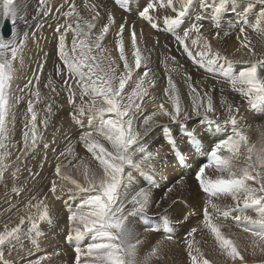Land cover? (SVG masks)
<instances>
[{
  "label": "snow or ice",
  "instance_id": "obj_1",
  "mask_svg": "<svg viewBox=\"0 0 264 264\" xmlns=\"http://www.w3.org/2000/svg\"><path fill=\"white\" fill-rule=\"evenodd\" d=\"M230 2L231 0H216L212 7L210 19L217 29L221 28L220 18ZM115 3L130 10L129 0H115ZM259 3L262 7L251 19L248 12L254 5L250 0L239 21L229 22L228 25L229 29L237 28L243 34L237 38L241 40V46L253 56L256 55V49L248 38V29L254 30L258 40L264 42V0H259ZM193 4L194 0L151 2L145 0L137 15L157 31L161 30V19L164 31L177 33L179 29L175 40L188 57L209 72H219L230 82L234 90L249 100L251 108L256 109L264 105V78H261L257 71L258 65L264 64V59L246 61L247 67L239 71L238 75H234L232 69L237 61L223 54L219 48H214L212 40L202 32L204 27L202 21L209 17L197 15L195 21L187 28L182 27ZM83 7L88 10L87 16L81 15L75 0H66V3L56 9L58 15L63 18V23L57 21L54 29L57 34L56 50L60 63L53 64L52 74L48 76L45 87L56 93L53 76L60 78L63 90L68 93L69 103L75 109L73 118L80 123V117H89L92 130L84 131L79 140L90 154L91 163L77 156L72 145L68 144L65 150L59 153L57 160L59 161L60 157L67 159L71 156L69 164H72L73 160L77 161L78 163L73 166L81 171L83 182L73 178L58 162L54 175L59 178V182L55 179L50 181L49 191L57 195L67 191L71 199L79 197V203L75 208L68 207L67 220L70 228L66 233V239L80 241L91 234L92 242L87 243L85 248H75L74 264H163L167 253L162 243H156L143 256L139 255L138 250L143 243L140 238L142 234L133 221L136 218L135 214L147 215L154 205L159 208L161 202H167L172 187L167 188L161 202L154 200L150 188H140L134 194H129L126 190L134 179L131 170L145 175L144 169L153 168L154 161L161 158L159 150H148L141 143L143 136L157 123L154 118L166 116L172 121L180 119L183 122L188 118V113L182 108L179 90L169 75L168 87L164 92L172 110L166 108L164 103H160L158 111L143 116L137 123L141 104L145 97H148V88L155 85V80L147 79L151 70L146 67L148 57L140 45L135 25L129 24L126 20L120 23L113 39L117 56L113 57L104 46V42L116 23L115 16L106 10L102 0L93 3L85 0ZM207 8L208 5H205V9ZM28 9L29 0H0V18H9L13 23L18 20L26 21ZM160 9L171 10L172 14L161 18ZM52 10L49 0H36L37 15H47ZM102 13L106 23L98 27ZM69 34L72 37L70 50L66 42ZM222 35L226 37L229 32L214 33L217 40H220ZM29 36L28 32H18L13 39L0 35V180L12 168L19 170L18 164L10 163L12 153L8 117L12 102L18 103L21 99L10 95V91L18 73L17 62L21 66L23 64L22 54ZM31 36L34 37L35 33H31ZM126 49L131 52L134 63H129ZM170 59L174 61L175 57ZM142 66L145 70L141 74L137 70ZM42 68L43 64L37 68V72ZM134 72L138 79H133ZM33 75L34 79L28 80L24 88L36 102H39L40 76ZM183 76L190 90L189 95L192 96V111L196 115H201L200 110L203 108L208 131H212L214 123L215 130L220 131L221 125L207 118V113L215 111L212 96L191 83L189 74L185 72ZM126 86L131 88L130 92L126 91ZM77 95L82 100L84 97L90 99L87 103L77 105L75 102ZM48 99L51 100L52 97ZM225 107L228 118L224 120V124H231L232 134L218 139L214 147L209 149L210 161L203 163L196 174L199 186L202 192L208 195V199L202 208V228L192 227L187 231V238L183 239L191 264H214V261L197 246L195 236L202 230H207L217 246L218 253L225 258V264H250L246 258L249 248L241 247L237 239L223 230L225 225L218 222L221 216L225 219L231 216L232 221L241 227L243 232L249 234L250 254L253 257L258 254L264 256V139L259 148L252 144L238 122L239 109L227 102ZM47 114H53L51 103L47 104ZM39 123L36 103L33 99H27L24 131L18 148L22 155L26 156L36 149ZM48 123V119L45 118L44 126L47 127ZM182 131L187 138L185 141L187 151L194 153L200 148L196 130L185 127ZM167 141L175 156L183 159L184 153L170 132L167 133ZM105 144H109L111 150ZM16 160L19 161L20 156H17ZM208 168L214 169L217 175L215 177L207 175ZM65 181L70 182L72 187L66 188ZM13 191L19 193L25 189L13 188ZM225 197L232 199L234 202L232 206L222 208L215 202ZM47 199L46 195H33L25 203L18 223L12 226L5 224L0 230V264H14V261L6 259V252L14 250L18 245L23 247V239L30 240L33 248L39 249V240L44 235L40 228L41 222L49 225L53 222ZM172 204L178 205L179 202L173 200ZM12 208L20 212L15 205H12ZM249 210L255 215H248ZM163 215L165 223H169L167 212ZM190 215L180 211L175 222L187 223ZM140 227H143L145 232L153 230L150 226ZM166 239L171 240L172 236L168 235ZM29 254L31 255V249ZM47 260L46 255H40L35 259H29L27 264H46ZM259 264H264V259Z\"/></svg>",
  "mask_w": 264,
  "mask_h": 264
},
{
  "label": "bare ground",
  "instance_id": "obj_2",
  "mask_svg": "<svg viewBox=\"0 0 264 264\" xmlns=\"http://www.w3.org/2000/svg\"><path fill=\"white\" fill-rule=\"evenodd\" d=\"M209 1L211 3L213 0H208V3H209ZM87 2L88 3H93V2H96V0H87ZM102 2L104 4L106 10L108 12H111L115 16V19H116L115 25H113L109 35L106 37V40L104 42V46L109 50V53L113 57L117 56V52H115L116 53L115 54L114 51H113L114 34L118 30L120 23H123L125 20L128 23L129 22H134V25H135L137 31L144 30L148 34H151V35L153 34L154 35L153 37L158 35V31L157 30L152 29L147 24V22H145L144 20L140 19L138 17V15H137L139 9L145 3V0H129L130 10L126 9L127 11H124V8H121L120 5L116 4L115 0H112V1L111 0H102ZM148 2H151V0H148ZM251 2L252 3H257V2H254V1H251ZM64 3H66V0H49V4H50V6H51V8L53 10L47 15H37V13H36V0H29V9H28V16L26 18V21L18 20L16 23H13V21L11 19H9L10 22H11V25H12V33L9 34V35H6V36L2 33V30H1L5 18H0V33H1L0 35H3L5 38L13 39L15 37V34L18 33V32H21V33L22 32H28L30 34L29 39L26 42V46H25L23 54H22V56H23V64H22L23 68H22V71L19 74V67H21V64L19 62H17L16 66H17V69H18V73H17V75L14 78V81H13V84H12V88H11V91H10V95L15 96V97H20L21 99L19 100L18 103L12 102V106H11V109H10V115L8 117L9 130H10L11 126H12V124H11V122L13 120L12 115L14 114L12 112L14 111V112L19 113V116L23 118L24 114L26 112V100L27 99H33L34 100V103H36V110H38L39 106H43L44 108L47 109V106L45 107V104H42L43 101H45L46 103L51 102V104L53 106V110L58 112L59 115H60V117H58L57 119L55 118V113L54 112L51 115H46L45 116V117L48 118L50 123H52L54 121L53 124L55 125V127H53L54 128V130H53L54 134L51 135V141L53 142V144H51L52 148H54V147L57 148L56 145L54 144V142L57 143V144H60L59 146H62L64 143H61V141L63 139L65 140V138L70 133H73L74 135H76L79 131L82 134L84 131L92 130L91 126H90V123H89V117L88 116H84L85 119H84V121L82 123H76L75 120L71 119L70 118L71 116L69 115L70 110H75L73 108L72 104L70 105V104H68L69 101L66 102L64 100L65 97L63 96L62 93L57 95V91H56V93H53L49 88L45 87V85L48 82V78L47 77L50 74H52V66H53V64L54 63L55 64H59L60 63V61L58 59L57 50H56L57 49V34L54 32V29H55L57 21L63 23V18L58 15L56 9L61 4H64ZM75 3L77 5V8L81 10V15L87 16L88 10L83 7V5L85 3V0H75ZM206 3H207V0H201L200 3L194 1V4L192 5V7L190 9V12H189L187 18L185 19L184 24L182 25V27L187 28L189 26V24H191L192 22L195 21V17L197 15H204V13L207 10V9H205ZM236 4L239 6L240 11L237 13V15H235V14L230 15V17L232 18L234 23L239 21L241 13L246 8L243 3L239 2V3H236ZM258 4H260V3L258 2ZM261 7L262 6H260V8ZM64 10H66V9H64ZM165 12L172 14L171 10L165 11L164 9H160L159 15L161 16V18L166 14ZM255 13H258V12L256 10H254V9H251L250 12H248L249 18L251 19ZM250 15H251V17H250ZM223 17H224V19H228V14H226L224 12ZM235 20H236V22H235ZM161 21H162V19H161ZM104 23H106V19H104L103 13H102L101 19L98 21V27H102ZM202 23H205V24H203L204 27L202 29V32H203V34L205 36H207L210 40H212L214 48H222L224 46H227L228 45L226 43L227 38H231V39L234 40L235 39L234 38V33H236V35L239 33V30L237 28H232L230 30L228 29L227 30L229 32L228 36L225 37V36L222 35L220 40L215 39V41H214V38H215L214 33L216 31H221V33H223L225 30L223 28L217 29L215 27V23L211 19L203 20ZM220 23L222 24L223 22L220 21ZM221 27H222V25H221ZM31 33H35V36L32 37ZM247 35H248V38L253 42V45H255V47H258V48L264 47V46H262V44H264V42H260L258 40L257 33L254 30L248 29ZM145 36H146V34H145ZM242 36H243V34H241V37ZM127 38H128V31L126 29L125 30V40L126 41H127ZM71 40H72V37H71V34H69V36L67 38V41H66L69 50L71 48ZM166 41H169V44H170L169 47L167 46L168 47L167 50L171 51L173 49V45L176 44V40H175V36L167 35L166 39L164 41H159L157 43V44L160 45V47H156L157 44L155 45L154 48H153V46L150 47V53L151 54H156L159 57L160 53L162 52V48L161 47L163 45H165ZM239 41H241V40L239 39ZM149 45H150V43H149ZM240 48H241V46H240ZM126 51H129V50L126 49ZM262 52H264V51H262ZM260 59H262V57ZM45 61H47V62L45 63ZM41 64H43V68H42V70L40 72H42V71L48 72V69H49V73H48L47 77L45 76L46 80L42 81L43 82L42 86L39 85V88H40V91H41V100L39 102H36L35 98L28 94V90L24 88V85H25V83L28 80H33L34 79V75L33 74L37 75L38 73H40V72H37V68ZM159 65H160V67L158 69H156V72L158 73V75H160L162 77L160 78V80L156 81V84L160 85V87L164 84V87L167 88L168 87L167 77L169 75L172 76V78H173V80H174V82H175V84L177 86V89L179 90V93H180L181 106H182L183 109H184V106L187 108L186 111L188 113V118L183 120V122H181L180 119H178L177 121H172L166 116H158V117L154 118V119L157 120V123L152 126V128L147 133V135L143 136V139H142L141 143L145 147L147 146L148 150L154 151V149H158L159 152H160V157L161 158L156 160V161H154V167L153 168H145L144 169L145 175H141L140 172H138L136 170L126 169V171L131 170L132 171V175L134 177V179L131 181V183L129 184V187H128V189L126 191L129 194H134L136 191H139L140 188H146V189L150 188V190H151V187H152L151 185H153V188H154V183H156L158 181V179L160 178L159 175H161L163 178H165L166 182H161V184L159 185L160 188L172 187V193H170L169 196H168V200L166 202L167 204L171 203V201H172L171 198L172 197H174L175 199L178 198L179 200H182V199H185V198H187L189 196H192L194 198V200H195V202H193V205L195 204L193 212H196L199 208L201 209V212H202V205H203V203H205L206 200H203L204 198L203 199L196 198L194 193H193V195L189 194L187 191L190 192V190H189L188 186L187 187L185 186V184H187V183H184L186 181L184 178L185 177L189 178L191 175L193 176L194 174H197V172H198L197 168L199 167L198 166L199 162L207 159L206 158V154H207L206 152L211 147H214V144H212V142H210L211 141L210 138H209L210 136H211V138L219 139V138H226L227 136L232 134V130L231 129L227 130V128H225L223 126V123H224V120H225V115L228 117V113H227V110H226V107H225V102H227L228 104L233 105L234 108H238L239 109V113L237 115L238 122L240 123V125H241L242 129L245 131V133L248 135L250 142L252 144H255L257 146V148L260 147V144H261L262 140L261 141L258 140V136H259L258 134H259L260 131L257 130V129L260 128V125L258 127H256V126H257V124L259 122H263L264 121V107H263V109H259V107H257L256 109L251 108L250 104L248 102H246V100H248V99H246L240 92L234 90L228 80H226L227 82H224L223 80H221V83H219L218 79H224V77L222 75L220 76L219 72H209L205 67H202V66L198 65L195 62H194V64H182L181 63V64H159ZM105 67H107V66L105 65ZM244 67H247V63L242 64V65L239 64L237 66H233V69H232L233 74L234 75H238L239 71L243 70ZM173 69H177V71H173ZM137 71H140L141 74L143 72L142 69L137 70ZM183 71H185L187 74H189L191 76V83H193L192 76L195 73L194 84L198 85L199 88H200V86H201L200 84L202 82H204L208 86H212L213 85V87H212L213 90L216 87H218V86L225 87V91H223V92H221L219 94L211 95L212 98H213V106L215 108L217 107L216 111L220 112L218 107L222 109V111L220 112L221 114H219V115H217L215 117L216 119H218L217 122L221 125V130L220 131H216L213 126H212V131H208V125H207V122L205 121L204 109L203 108L200 110L201 111V115H196L192 111V96L189 95V91L190 90L188 88L187 83H185L184 76H182ZM257 71H258L259 76L261 78H264V64L258 65ZM133 75L136 76L135 72H134ZM137 78H135V79H137ZM26 79H28V80H26ZM147 79L151 80L150 78H147ZM53 81H54L55 88L58 86L62 90V81L60 80V78L53 76ZM69 83H72V81H69ZM208 88H210V87H208ZM23 90H25V91H23ZM148 90L151 93V94L148 95L149 97H151L153 94L157 93V92L154 91V88H152V87H149ZM33 91H34V89H33ZM126 91H127V89H126ZM201 91L203 92V90H201ZM129 92H130V90H129ZM236 94H238V96L235 99H233ZM49 97H52V99L49 100L48 99ZM67 97H68V95H67ZM77 99L82 101V99L80 98L79 95H77ZM89 99L90 98H88V97H84L83 98V100H89ZM147 99L150 100L149 102H150L151 106H148L146 108H145V106L144 107L141 106L140 112L138 113L137 123H139V121L142 119L143 116L148 114L147 113L148 111H151V110H154V109H156L158 111V108H154L152 106V105H154V102H153L154 100H152V98L149 99L148 97H146L144 99V101H147ZM162 99H164V98H162ZM61 102H63V104H61ZM168 104H170V103H168ZM79 105H80V103H79ZM59 106H60V108H63V109H59ZM44 108L42 109V111L44 110ZM45 111H47V110H45ZM38 116L42 118V116H44V115H40L39 114ZM41 118L39 119V121L42 120ZM92 123L94 124L95 121H92ZM23 125H24V120H22L21 126L17 128V130H18L17 133H16L17 136H20L23 133V131H24V126ZM38 126H41V124L39 123ZM185 127L187 129H189V130L195 129L197 134H198L199 139L201 140L200 148L198 150H196L194 153H190V152L187 151V145L185 143L187 138H186L184 132L182 131ZM49 128H48V130H49ZM168 132H170L173 135L174 138L177 137L176 140H177L178 144H181V146L184 148V149H182V152L184 153V156H188V157L194 158L196 160L195 162L192 163V161H194V159L193 160H189V159L186 160L187 159L186 158V159H184L185 162L182 163V159L180 161L179 159H177L176 156H174V153H173V151H172V149H171V147H170V145L168 144V141H167V133ZM262 136H264V135H262ZM75 139H74V141H75ZM70 141H71V139H70ZM71 144H73V143H71ZM105 146L108 147L109 150H111V146L109 144H105ZM74 148H76V147H74ZM79 149H81V150H79V151H81V153H80L81 155L79 157L82 158L83 160L88 161L89 163H91L90 154L87 152V150H85L82 142H81V145L79 146ZM56 152H57V150H56ZM45 155H46V153H45ZM16 157L17 156H15V155L13 156V154H12L11 159H14V158L16 159ZM21 158H22V156H21ZM54 158H56V156H54ZM32 160H34V159H32ZM34 163L35 162H33L32 164H34ZM77 163L78 162L72 163L70 165V167H68L69 166L68 161H66L64 164L67 165V168H72L73 165H75ZM159 163H161V165H163V167H159ZM37 164L41 165L42 162L37 163ZM21 165H19V166H21ZM165 166H166V168H165ZM29 168H31V166ZM75 168H76V170H79L78 167H75ZM31 169H33L31 172L38 173V171L36 170V169H38L37 166L34 167V168H31ZM54 169H55V166H54ZM49 170H50V168L46 169V171H49ZM28 173H30V172H28ZM209 176L214 177L211 172H209ZM153 179H154V181H153ZM188 183H189V180H188ZM189 184L192 185V186H196V185L199 186V183L196 180V176L193 177V179L190 181ZM173 185H175V187H173ZM1 189L3 190V188H1ZM198 189L199 190L201 189L200 186H199ZM51 194H53V193H51ZM0 195H2L1 196V198H2L1 200H3L1 203L4 204L5 195H3V194H0ZM201 195H202V193H201ZM66 197L68 198L67 200L65 199ZM50 201L51 202L49 203L48 206H49V209L51 210L50 213H51V215L53 217V222L52 223L53 224H59V223H62L64 221H66V219H67V215H68L67 207H68V204L71 207L75 208L76 205L79 203V197H77L76 199H71L70 198V194L69 193H67V194L65 193L64 196L61 199H59V197H58V198H55V200H50ZM224 201L225 202H223V203H225L226 205H228L230 203H232V205H233V203H234L232 201V199L229 198V197L226 200H224ZM220 203H222V202H220ZM3 204H1V205L3 206ZM223 206H224V204H223ZM162 208H164V207L160 206L159 208H156L155 205H154L152 207L151 211H154V212H156V214H159V213H162L164 211V210H162ZM168 208H169V205L167 207H165L164 209H168ZM189 208H190V206H189ZM173 209L174 208H171V210H173ZM12 212H14V211H12ZM173 214H175V212ZM247 214L250 215L249 212H247ZM135 215L142 217L143 221H144L143 224L137 223V222H135V220L133 221V223L136 226L137 230L142 234L140 238H141L143 243L139 247V250H138L139 251V255L143 256L145 253H147L148 251L151 250L152 246H154L156 243L159 242V243H162L163 248H164L165 252L167 253L166 257L163 260V264H178L176 262L177 261L176 260V254H178V253H175V252L179 251V250H181L180 252H182L184 247L182 248V246H177V244H175V243L171 244L170 241H172V240H167L166 237L168 235H172V234H175V235L179 234L180 233V229L178 230L177 226H175V228L171 229L170 227L165 225V223L162 225L161 222L158 219L157 220L153 219L152 216H155V215L152 214L151 212H149L147 215H145V214H135ZM56 217L58 219L59 218L60 219L58 221H56L55 220ZM192 217H193V214H191L189 216V221L194 220L196 218V215H195V218H192ZM172 218H173V216H172ZM229 219L230 220L226 221V219L225 220L222 219V216H221L219 218L218 222L223 224V225H225V228L223 230L226 233H230L235 239H237V241L239 242L241 247H245V244H246L247 240L250 239L249 238V234L243 232L241 227H238L232 221L231 218H229ZM154 221H155V223H154ZM150 224H154L155 225L153 227H154V229H155L157 234H154L152 230L148 231V232H145L144 228L140 227V225L148 226ZM47 225L48 224H45L44 226L48 230V226ZM179 225H181V224H179ZM183 227H185V226H183ZM183 227H181V229ZM41 230H42L43 233H44V231H46V230H44V228L41 229ZM68 230H69L68 227L64 228V231H68ZM49 231H51V229H49ZM59 234H61L62 239L61 238L59 239ZM184 236H185V234H184ZM51 238H55L56 241L53 242L51 240ZM182 239H183V237L181 238L180 241H182ZM163 240L165 242H163ZM90 242H92V241H87V240L83 239V240H80V241H74V242L71 241L70 244L68 243L69 245H66L65 240L63 239V232L61 231V228L59 229L57 226H55V231L52 233V235L49 237V239L46 238V233H44V235L40 238V240H39V245L40 246H39L38 250L33 248L30 240L23 239L22 240L23 247H20L18 245L14 250L10 249L9 251H7L6 252V259H11L16 264H27V261L29 259H35L37 256H40V255H46L48 257V260L46 261V264H58V263L61 264V262L65 259V257H75V255L66 256V254H65L66 250L69 249V250L75 251L76 247L85 248L87 243H90ZM146 242L148 244L147 251H146V246H145ZM174 245L177 246V247H175ZM55 247H57V248H55ZM30 249H31V255L29 254V250ZM61 249H64L63 250L64 253L62 251H60ZM249 251H251V249H249ZM212 253H214L213 255H211L212 260L214 261V263H216V264L222 263L220 261H221V258H223V257L218 253L217 249H215L214 252H212ZM177 258H180V257L178 256ZM186 262H187V260H186ZM259 262L260 261H251L250 263L251 264H259Z\"/></svg>",
  "mask_w": 264,
  "mask_h": 264
},
{
  "label": "rangeland",
  "instance_id": "obj_3",
  "mask_svg": "<svg viewBox=\"0 0 264 264\" xmlns=\"http://www.w3.org/2000/svg\"><path fill=\"white\" fill-rule=\"evenodd\" d=\"M112 1V0H111ZM195 2H198V3H200L201 2V0H194ZM214 1V2H213ZM211 3H210V1H209V3H208V0H207V3H206V5H208V8H207V10H206V12L204 13V15H205V17H209V18H206V19H204V20H208V19H210V16H211V10H212V7L214 6V4L216 3V0H213ZM236 1V2H235ZM238 1V2H237ZM249 1L250 0H231V2L227 5V12L225 11V13L226 14H228V19H224V17H223V14H222V16H221V18H220V21L221 22H223L221 25H222V27L221 28H223L225 31H227L228 29H229V27H228V23L229 22H233V20H232V18L230 17V15H233V14H235V15H237V13L240 11V9H239V6L236 4V3H243L244 5H245V7H247V5H248V3H249ZM251 1H254V2H257V3H253V5H254V7H253V9L254 10H256L257 12H259V10L261 9L260 8V4H258V2H259V0H251ZM252 3V2H251ZM122 8V7H121ZM234 9V10H233ZM238 9V10H237ZM124 11H127L125 8H124ZM250 12V11H249ZM166 13V14H165ZM164 14L165 15H171L170 13H167V12H165ZM208 16H207V15ZM203 15V16H204ZM250 17H251V15H250ZM226 21V22H225ZM228 22V23H227ZM235 22H236V20H235ZM234 23V22H233ZM237 23V22H236ZM129 24H134V22H129ZM203 24H205V23H203ZM150 26V25H149ZM161 31H158V35H156L155 37H153L154 35L152 34H148V33H146V31H144V30H142V31H137V29H136V31H137V34H138V39H139V42H140V45H141V47H142V49H145V55L148 57V60H147V65H146V67L148 68V69H150L151 71H150V73H149V77L148 78H150L151 80L152 79H156L155 80V85L152 87V88H154V91L155 92H157L156 94H153L151 97H149L148 96V98L149 99H151L152 98V100H154L153 102H154V105H152L154 108H158V105L160 104V102L161 103H164L166 106V108H168L170 111L172 110V108H171V105L170 104H168L169 102H168V97H167V95L165 94V92H164V89L166 88V87H164V84L160 87V85H157L156 84V81L157 80H160V78L162 77V76H160V75H158V73L156 72V69H158L159 67H160V65L159 64H194V61L190 58V57H188V56H186V53L184 54V52H183V50H182V48L177 44V42H176V44L175 45H173V49L171 50V51H169V50H167V48L169 47V41H166L165 42V45H163L161 48H162V52L160 53V55H159V57H158V55H156V54H151L150 53V47L151 46H153V48L155 47V45L157 44V41H164L165 39H166V36L167 35H172V36H175L176 34H179V29H178V32L177 33H170V32H166V31H164L163 30V24H162V21H161ZM227 26V27H226ZM136 28V27H135ZM220 28V29H221ZM230 30V29H229ZM165 33V34H164ZM1 34V33H0ZM145 34H146V36H145ZM149 35V36H148ZM237 37H241V33L239 32L237 35H236V33H234V40L233 39H231V38H227V40L229 41H227L226 40V43L229 45H227V46H224V47H222V48H219L222 52H223V54H226V55H228L229 56V58L230 59H233V60H235V61H237V63H235L233 66H237V65H239V64H245L246 63V61H249V60H257V59H260L261 57H262V59H264V52H262V51H264V47H261V48H258V47H255V45H254V47H255V49H256V55L255 56H253V55H251L247 50H245L242 46H241V41H239V39L237 38ZM163 38V39H162ZM157 39V40H156ZM161 39V40H160ZM215 39L216 38H214V41H215ZM148 41V42H147ZM154 41V42H153ZM149 43H150V45H149ZM168 46V47H167ZM240 46H241V48H240ZM156 47H160V45L159 44H157L156 45ZM258 48V49H257ZM237 49H239V51H237ZM113 51H114V53L115 52H117L116 51V48H115V45H114V47H113ZM128 52V59H129V63L131 64V63H134V61H133V58H132V56H131V52L130 51H127ZM116 54V53H115ZM153 56V57H152ZM171 57H175V60L173 61V60H171L170 58ZM150 58V59H149ZM165 58H168V59H165ZM185 58V59H184ZM152 59V60H151ZM156 60V61H155ZM164 60V61H163ZM171 60V61H170ZM152 61V62H151ZM177 61V62H176ZM181 61V62H180ZM154 63V64H153ZM120 64H121V67H122V62H120ZM149 64V65H148ZM106 66H107V64H105ZM151 65V66H150ZM159 65V66H158ZM22 66L21 67H19V74H20V72L22 71ZM142 71H144L145 70V68H144V66H142ZM48 73H49V69H48V72H45V71H42V72H40V73H38L39 74V76H40V81H39V85H41L42 86V84H43V82L42 81H45L46 80V77H47V75H48ZM183 73H185V71H183ZM183 73H182V76H183ZM37 74V75H38ZM46 76V77H45ZM194 76H195V73L193 74V76H192V80H193V83H194ZM220 76H221V74H220ZM45 77V78H44ZM48 78V77H47ZM135 78H137L136 76H134L133 75V79L135 80ZM138 79V78H137ZM26 80H28V79H26ZM219 80V83H221V80H223L224 82H227L226 80V78H224V79H218ZM130 84H131V81L129 82ZM57 84V83H56ZM201 86H200V89L201 90H203V91H206V92H208L210 95H213V94H219V93H221V92H223V91H225V87H223V86H218V87H216L214 90L212 89V87H213V85L212 86H208L207 84H205L204 82H202L201 84H200ZM215 85V84H214ZM146 87H147V85H145ZM133 87H134V85H133ZM208 87H210V88H208ZM215 87V86H214ZM162 88V89H161ZM58 89V90H57ZM60 89V90H59ZM126 89H127V91L129 92V90L131 91V88H129V87H126ZM23 91H25V90H23ZM56 91H57V93L58 94H60V93H62L63 94V96L65 97V101L67 102V101H69L68 100V97H67V95H68V93H66L67 91H65V90H63V88H62V90H61V88L60 87H56ZM148 93L149 94H151L150 92H149V90H148ZM238 96V94H236L235 96H234V98L233 99H235L236 97ZM146 98V97H145ZM162 98H164V99H162ZM166 99V100H165ZM80 100H78L77 99V97H76V104L77 105H79V103L81 104V103H87L88 102V100H82V101H80ZM150 100H148L147 99V101H143L142 102V104H141V106L142 107H144L145 106V108L146 107H148V106H151V104H150V102H149ZM246 102H248L249 103V100H246ZM49 103H51V102H49ZM42 104H45V107L47 106V104L48 103H46L45 101H43V103ZM61 104H63V102H61ZM68 104H70L69 102H68ZM71 105V104H70ZM73 106V105H72ZM157 106V107H156ZM263 107H264V105H260L259 106V109H263ZM44 107L43 106H39L38 107V110H37V112H38V115L40 114V115H44V116H42V118L41 117H39L38 116V120L41 118L42 120H40V124H41V126H38V143H37V147H36V149L34 150V151H31V152H29L26 156L25 155H22L19 151H18V148H19V142L21 141V139H22V134L20 135V136H17L16 135V133H17V128L18 127H20L21 126V124H22V120H24V117L22 118V117H20L19 116V113H17V112H12V113H14L13 115H12V117H13V120H12V122H11V124H12V126H11V128H10V130H9V142H10V146H11V148H10V150H11V153L13 154V156L15 155V156H20V160L19 161H17L15 158L14 159H11L10 160V163H14V164H18V168H19V170L17 171L16 170V168H12L11 170H10V172L9 173H6L5 174V177L2 179V180H0V194H3V195H5V200L7 201H5L4 200V204L3 203H1L3 200H1L2 198H1V196L2 195H0V205L1 204H3V206L1 205L0 207V230H2L3 229V226L5 225V224H7V225H9V226H12V225H15L16 223H18V218H19V216L20 215H22L23 214V208H24V205H25V203L33 196V195H36V196H40V195H46L47 196V204L49 205V203L51 202L50 200H55V198H58L59 197V199H61L63 196H64V194L66 193H68L67 191H64L63 193H59V189H58V193H59V195H56V194H51V192L49 191V188H50V181H52V180H57V182H59V178L58 177H56L55 175H54V172H55V169H54V166L59 162V163H61V165H62V167L63 168H66V170H67V173H69V174H71V176L73 177V178H76V179H80L81 180V182H83V179H82V173H81V171L80 170H76V168L73 166L72 168H67V165L66 164H64L66 161H69V159L70 160H72V157L71 156H68L67 157V159L65 158V157H60L59 158V161L57 160V157L59 156L58 154L61 152V151H64L65 150V148L68 146V144H71V143H73V144H71L72 145V147L74 148V147H76V148H74L73 150H74V153L76 154V155H78V156H80L81 154V151H79V150H81V149H79V146L81 145V142H80V140H79V137H80V135H81V133H80V131L76 134V135H74L73 133H70L66 138H65V140L63 139L62 141H61V143H64L62 146H59L60 144H57V143H55L54 142V144L56 145V147L57 148H52V146H51V144H53V142L51 141V135L52 134H54L53 132V130H54V128L53 127H55V125L53 124L54 123V121L52 122V123H48V126L47 127H45L44 126V124H43V120L45 119V118H47V117H45L46 115H48L47 114V111H45V110H47L46 108H44V110L42 111V109H43ZM59 109H63V108H60V106H59ZM214 109H215V111L212 113V112H210V113H207V118L209 119V120H212V121H214V122H217V120L218 119H216L215 117L217 116V115H219V114H221L220 112L222 111V109L221 108H219L218 107V109H219V111L220 112H217L216 110H217V107L215 108L214 107ZM184 110H187V108L184 106ZM41 111V112H40ZM74 111L75 110H70V112H69V115L71 116L70 118L71 119H74L73 118V113H74ZM152 111H157L156 109H154V110H151V111H148L147 113L148 114H150ZM53 112L55 113V118L57 119L58 117H60V115H59V113L58 112H56V111H54L53 110ZM42 113V114H41ZM57 113V114H56ZM212 114V115H211ZM204 117H205V115H204ZM228 117L225 115V119H227ZM48 119V118H47ZM80 119V123H82L83 121H84V119H85V117H80L79 118ZM75 120V122L76 123H78L77 122V119H74ZM49 121V120H48ZM52 124V125H51ZM54 125V126H53ZM260 125V128H258L257 130H259L260 132H259V136H258V140H262L263 138H264V136H262V135H264V121L263 122H259L258 124H257V126L256 127H258ZM52 126V127H51ZM223 126L225 127V128H227V130H229V129H231L232 130V127H231V124H224L223 123ZM51 129H50V128ZM213 127L215 128V123L213 124ZM263 129H262V128ZM48 128H49V130H48ZM262 130V131H261ZM52 132V133H51ZM262 133V134H261ZM261 134V135H260ZM79 136V137H78ZM18 137V138H17ZM44 137V138H43ZM77 137V138H76ZM68 138V139H67ZM71 139V141H70V139ZM76 138V139H75ZM177 137H175V139H176ZM210 138V142H212V144H215L217 141H218V139L217 138H211V136L209 137ZM50 139V140H49ZM67 139V140H66ZM74 139H75V141H74ZM215 139V140H214ZM69 140V141H68ZM49 141V142H48ZM75 142V143H74ZM262 142V141H261ZM68 143V144H67ZM42 145V146H41ZM45 145H47V148H46V146ZM200 145H201V140H200ZM147 147V146H146ZM178 147L179 148H181V150L182 149H184L182 146H181V144H178ZM45 148V149H44ZM148 148V147H147ZM154 148V147H153ZM60 149V150H59ZM45 150V151H44ZM52 150V151H51ZM56 150H57V152H56ZM86 150V149H85ZM156 150H158V149H154V151H156ZM38 154H37V153ZM46 153V155H45V153ZM53 155H51V154ZM79 153V154H78ZM174 153V152H173ZM207 154H206V158L207 159H205V160H203V161H201V162H199V164H198V166L200 167L203 163H208L209 161H210V159H211V157H210V151L208 150L207 152H206ZM40 154V155H39ZM45 155V156H44ZM21 156H22V158H21ZM31 156V157H30ZM33 156V157H32ZM54 156H56V158H54ZM174 156H175V154H174ZM30 157V158H29ZM42 157V158H41ZM45 158V159H44ZM187 158V159H186ZM27 159V160H26ZM32 159H34V160H32ZM42 159V160H41ZM178 159V158H177ZM184 159H186V160H193L194 158H191V157H188V156H184L183 157V159H182V163H184L185 161H184ZM14 160V161H13ZM44 160V161H43ZM180 161H181V159H179ZM35 162L34 164H32L33 162ZM196 160L194 159V161H192V163L193 162H195ZM40 162H42V164L41 165H39V164H37V163H40ZM48 162V163H47ZM77 161H75V160H73V163H76ZM52 163V164H51ZM191 163V162H190ZM22 164V165H21ZM46 164V165H45ZM19 165H21V166H19ZM48 165V166H47ZM70 165L71 164H69V166L68 167H70ZM31 166V168H34V167H38V169H36L37 171H38V173H34V172H31L33 169H31V168H29ZM54 169H52V168ZM159 167H163V165H161V163H159ZM199 167L197 168V170L199 169ZM47 168H50V172L49 171H46V169ZM165 168H166V166H165ZM209 170V171H208ZM159 171V170H158ZM28 172H30V173H28ZM209 172H211L212 173V175L215 177V175H217V173H216V171L214 170V169H212V168H208V169H206V174L207 175H209ZM80 173V174H79ZM186 173V172H185ZM29 175V176H28ZM44 175V176H43ZM28 176V177H27ZM160 176V178L158 179V181L156 182V183H154V188H153V185H151L152 187H151V192H152V195H153V198H154V200L155 201H157V202H161L162 201V197H164L163 195H165V192H166V190H167V188H160V184H161V182H166V180H165V178H163L161 175H159ZM196 176V174H194L193 176L191 175L189 178L188 177H185L184 179L186 180L184 183H187V184H185V186L187 187H189V190H190V192L189 191H187L189 194H191V195H193V193H194V195L196 196V198H201V199H203V200H207L208 199V195L206 194V193H204V192H202L201 191V189L199 190L198 188H199V186L198 185H196V186H192V185H190L189 183H190V181L193 179V177H195ZM31 178V179H30ZM188 180H189V183H188ZM197 180V179H196ZM153 181H154V179H153ZM21 183V184H20ZM23 183V184H22ZM159 183V184H158ZM65 187L67 188V187H72V185L70 184V182H68V181H65ZM1 188H3V190L1 189ZM13 188H17V189H25V191H21V192H14L13 191ZM153 188V189H152ZM156 189V190H155ZM163 189V190H162ZM192 189V190H191ZM160 190V191H159ZM165 190V191H164ZM156 193V194H155ZM162 193V194H161ZM196 193V194H195ZM201 193H202V195H201ZM62 195V196H61ZM162 195V196H161ZM52 196V197H51ZM54 196V197H53ZM207 196V197H206ZM7 197V198H6ZM61 197V198H60ZM228 197H225V198H222V199H218V200H215V202L217 203V204H219L222 208H226V207H230L231 205H232V203H230V204H228V205H226L225 203H223V202H225L224 200H226ZM66 200L68 199L67 197L65 198ZM171 200L173 201V200H176V201H178L179 202V204L177 205V204H172V201H171V203L170 204H167L166 202H161L160 203V206H162V207H167L168 205H171V207H169L168 209H164V208H162V210H164L162 213H159V214H156V212H154V211H150L152 214H154L155 216H152L153 217V219L154 220H159L160 222H161V224L163 225L164 223H165V216L163 215L165 212H167V219H168V221H169V223H165V225H167L168 227H170L171 229H173V228H175V226H177L178 227V230L180 229V233L179 234H177V235H175V234H172L171 236H172V241H170V243L171 244H177V246H182V248H183V251L182 252H180L181 250H179V251H176L175 253H180L179 255L178 254H176V262L178 263V264H191V260H190V258L188 257V255H186L187 253V249H186V247H185V245H184V243H183V239H186L187 238V231L189 230V229H191L192 227H201L202 228V221L201 220H203V215H202V212H201V209L199 208L196 212H193V209H194V205H193V202H195V200H194V198L192 197V196H189V197H187V198H185V199H182V200H179L178 198H174V197H172L171 198ZM187 202H186V201ZM220 202H222L223 204H224V206H223V204L222 203H220ZM184 203V204H183ZM189 203V204H188ZM192 203V204H191ZM21 204V205H20ZM204 204L205 203H203V205H202V208H203V206H204ZM12 205H15L16 206V208H19L20 209V212H17L15 209H13L12 208ZM175 205V206H174ZM182 205V206H181ZM184 205V206H183ZM70 205L68 204V207H69ZM189 206H190V208H189ZM68 207H67V210H68ZM186 207V208H185ZM171 208H174L176 211H173V210H171ZM181 208V209H180ZM11 209V210H10ZM12 211H14V212H12ZM51 211V210H50ZM180 211H182L184 214L186 213V214H193V217L192 218H195V215H196V218L194 219V220H192V221H188L187 223H180L181 225H179V224H177V223H175L174 221L176 220V218H177V213H179ZM210 211H211V209H210ZM175 212V214H173ZM193 212V213H192ZM198 212V213H197ZM249 213H250V215H255L254 214V212H252L251 210H249L248 211ZM172 214V215H171ZM185 214V215H186ZM237 214H239V213H237ZM157 215V216H156ZM171 218H170V217ZM172 216H173V218H172ZM198 217V218H197ZM220 218V217H219ZM229 218H231V216H229L228 217V219H226V221H228V220H230ZM60 219V218H59ZM57 217L55 218V220L56 221H58L59 220ZM170 219V220H169ZM222 219H224L225 220V218H223L222 217ZM198 220V221H197ZM135 222H137V223H141V224H143L144 223V221H143V218L142 217H140V216H137L136 215V218H135ZM196 222V223H195ZM55 223V222H54ZM154 223H155V221H154ZM195 223V224H194ZM45 224H47L46 222H41V224H40V228L41 229H43L44 228V230H46V231H44V233H46V238H48L49 239V237L52 235V233L55 231V226H57L59 229L61 228V231L63 232V239L65 240V243H66V245H69L70 243H71V241H68L67 239H66V233H67V231H64V228L65 227H68V228H70V225H69V222H68V220L66 219V221H64V222H62V223H59V224H48L47 226H48V230L46 229V227L44 226ZM179 225V226H178ZM194 225V226H193ZM148 226H150L151 228H153V233L154 234H157L156 233V231H155V229H154V227L153 226H155L154 224H150V225H148ZM183 226H185V227H183ZM181 227H183L182 229H181ZM188 227V228H187ZM49 229H51V231H49ZM183 230V231H182ZM187 230V231H186ZM50 233H49V232ZM155 231V232H154ZM182 231V232H181ZM203 232V233H202ZM185 234V236H184V234ZM48 234V235H47ZM180 238H179V237ZM174 237V238H173ZM183 237V239H182V241H180L181 240V238ZM62 239V236H61V234H59V239ZM51 240L54 242V241H56V239L55 238H51ZM84 240H87V241H92V238H91V234H88L87 236H85V238H84ZM180 242H179V241ZM195 240L197 241V246H199L200 248H201V250L202 251H204L205 252V254H206V256L207 257H209V258H211L212 259V257H211V255H213L214 253H212V252H214V250L215 249H217V246H216V244L214 243V241H213V239L211 238V236L207 233V230H202V231H199L197 234H196V236H195ZM74 241H76V240H73V242ZM163 242H165L164 240H163ZM69 243V244H68ZM250 245H251V240L250 239H248L247 240V242H246V244H245V247H248L249 249H251L250 248ZM145 246H146V251H147V246H148V244H147V242L145 243ZM175 246V245H174ZM177 246H175V247H177ZM55 248H57V247H55ZM68 249V248H67ZM64 249H61L60 251H62L63 253H64V251H63ZM250 252L251 251H249L248 253H246V258L249 260V262H251V261H261L262 259H264V256H261V255H257V256H255V257H253L251 254H250ZM53 253V252H52ZM51 253V254H52ZM65 254H66V256H71V255H75V251H72V250H66L65 251ZM183 255V256H182ZM180 257V258H177V257ZM223 257V256H222ZM186 258V259H185ZM11 260V259H10ZM74 260H75V257H65V259L61 262V264H74ZM184 260V261H183ZM186 260H187V262H186ZM13 261V260H12ZM182 261V262H181ZM184 262V263H183ZM220 262H222V263H220V264H225V258L223 257V258H221V261ZM14 264H16L15 262H14ZM58 264H60V263H58ZM214 264H216V263H214ZM251 264V263H250Z\"/></svg>",
  "mask_w": 264,
  "mask_h": 264
},
{
  "label": "water",
  "instance_id": "obj_4",
  "mask_svg": "<svg viewBox=\"0 0 264 264\" xmlns=\"http://www.w3.org/2000/svg\"><path fill=\"white\" fill-rule=\"evenodd\" d=\"M1 30L5 36L12 33V25H11L9 18H5Z\"/></svg>",
  "mask_w": 264,
  "mask_h": 264
}]
</instances>
